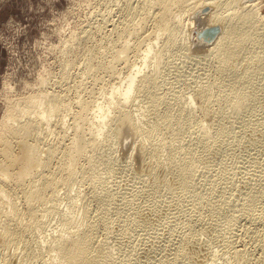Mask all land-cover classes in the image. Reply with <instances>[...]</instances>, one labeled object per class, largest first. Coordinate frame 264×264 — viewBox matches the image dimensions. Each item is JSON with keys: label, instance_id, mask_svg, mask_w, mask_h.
<instances>
[{"label": "bare ground", "instance_id": "bare-ground-1", "mask_svg": "<svg viewBox=\"0 0 264 264\" xmlns=\"http://www.w3.org/2000/svg\"><path fill=\"white\" fill-rule=\"evenodd\" d=\"M122 1L121 19L109 25L114 36L110 31L102 43L85 49L75 79L76 86L89 79L100 82V97H70L69 85H57L29 97L22 114L10 110L0 121V264H117L114 248L100 240L96 230L100 225L114 229L105 210L117 211L137 194L145 195L152 206H133L115 219L119 238L131 239L130 253L142 250L139 244L146 241L137 223L144 225L162 202L166 214L167 209L173 217L178 212L185 217L178 216L151 236L164 240L151 264H189L196 259L197 264H264V201H259L264 196V169L257 171L256 188L246 185L236 192L230 187L238 182L229 187L218 171L200 166L211 161L228 138L208 129L209 121L195 113L218 116L221 122V108L236 109L237 98L246 97L248 68L256 70L259 58L247 52L264 42V0ZM204 27L217 28L214 37L201 44L213 57L218 76L201 82L198 74H170L187 90L171 86L167 91L162 86L178 65L172 52L200 43L194 38ZM260 47L258 51H264V43ZM148 63L150 68L141 73ZM211 89L216 91L210 93ZM169 93L176 104H171ZM135 98L141 101L138 107ZM127 129L133 133L139 163L133 168L127 159L119 164L105 150ZM122 167L131 169L136 184L130 197L124 195L121 201L108 195L114 189L106 181L119 168L120 176ZM75 182L79 185L73 193L65 190L61 195L66 199L61 206L60 188ZM103 189L113 206L101 202L104 194L98 192ZM91 198L96 200L92 210ZM52 213L58 214L59 227L50 232L46 227ZM201 235L213 242L207 254ZM150 247L144 248L145 255Z\"/></svg>", "mask_w": 264, "mask_h": 264}, {"label": "rangeland", "instance_id": "rangeland-1", "mask_svg": "<svg viewBox=\"0 0 264 264\" xmlns=\"http://www.w3.org/2000/svg\"><path fill=\"white\" fill-rule=\"evenodd\" d=\"M120 1L121 4H119ZM122 5V0H0V121L10 110L16 114H22L27 107L26 105L29 97L50 88H58L57 85H69L67 93L70 97H74L73 95L76 93H81L82 95L92 93L100 97V82L96 83L89 79L85 80L83 84L76 86L75 79H78L79 74L77 73L82 69L85 49L90 45L99 44V41H103L106 35L109 36L112 33L113 35H111L114 36L115 32L110 27L111 24L117 23V21L121 19L118 15H122V10L120 9ZM117 10L121 11V13ZM104 17L106 19L105 21L108 23L103 21ZM99 21H102V23ZM99 24H103L101 25L103 30ZM105 26L107 27L104 28ZM198 39V36L195 34L194 40L198 41ZM201 43L204 44L205 42H197L196 44H191L189 49H186L184 46L172 52L171 55L176 64L178 62V67L176 66V70L172 69L173 71H170L166 78L167 80H165V85L163 84L164 86H162L164 89L167 86L166 90L168 91L171 86H175V88L178 86L177 88L180 92L185 91L184 89L187 90L182 84L183 81L182 83L176 80L174 81L175 77L170 75L174 73L178 78L191 76V74H198V79L201 80V82H206V77L211 79L213 76H218L214 71L215 64H213V57L204 53L206 51ZM262 43L259 42L248 49L247 54L250 55L255 53L259 55L258 68L256 70H252L253 67L248 68L249 73L246 77L245 87L247 95L244 98H237V101L240 103L237 104L238 106H236V109H232L229 106H226L224 109L221 108V122H218V116L204 117L203 111H195L200 118L203 117L206 121H209L208 129L219 132L220 135H224V137L228 138V141L221 145L219 150L212 155L211 161L205 163L200 162V166L205 165L209 167L212 172L218 171V173H220L219 178L221 177L220 179L223 180L224 183L227 181L226 183L228 186L231 182H238L235 185L231 183V187L229 186L235 189L233 191L236 192L247 189V186H251L252 188L254 186V188H256L258 186L257 182L259 181L257 179V171L261 167V171L264 169V164L261 163V161L264 162V51H258L262 49L260 47ZM199 44L201 46H199ZM159 45L160 42H158L155 47L158 48ZM250 56L252 57V55ZM137 58V61H139L140 58ZM150 63L155 65L153 59ZM149 66H151L149 63L143 65V69H145V67L147 68L142 70L141 73L148 70L150 68ZM169 77L171 78L168 79ZM203 79L205 80L203 81ZM170 80H173V83ZM180 83L181 86L179 87ZM181 87H184V89ZM175 88L172 87V89ZM214 91H216V89H211L210 93H214ZM171 96L172 94L168 97L169 100H171ZM137 98H135L137 101L134 100L135 106L141 102L140 100L138 101ZM172 100L173 103L171 104L174 105L175 99H173V96ZM133 139V133H131L129 129L123 130L120 137L113 138L111 144L105 146V150L107 152H112L119 164H122V161L127 159L128 162L130 161L132 168L134 166H139L133 148L135 146V141ZM128 158H130V160ZM124 168L122 167L123 171L121 170L122 175H118L120 173L119 168L116 172L111 174L112 179L109 176V179L106 181V184H110L109 189H114L112 194L107 192L108 195L111 198L120 197L121 201L124 195L130 197L131 189L136 184L131 169L125 168L124 170ZM253 173L255 175H253ZM114 174H117L119 177ZM113 177H115L116 180ZM247 177L250 183L258 181L251 185ZM198 178H203L202 173ZM243 178L248 182H245ZM243 181L246 184H242ZM76 183L79 185L78 182H75V184ZM75 184H72L73 187L65 186L67 188H60V200L63 198V201H60L61 206L66 200L64 199L65 197H61V195L65 196V190H69L68 192L70 193L72 190H76L78 185ZM103 191L107 190L103 189L98 192V194H101ZM107 193L104 192L102 193L104 195H99L101 197L104 196L101 198V202L107 203L108 207H110L111 205L113 206V203L109 202L111 199ZM261 195H264V193ZM263 197L264 196H261L260 202L264 201ZM146 198L147 197L145 195L143 196V194H137L132 201L125 203L124 207L119 208L117 211H113L112 208L106 209L104 217L113 220L115 224H113V226H115V228L112 226L114 229H106L104 226L100 225L98 230H96L97 237L107 242L112 249L114 248L113 250L118 258L117 264H151L152 261H154L152 258L161 253L164 244V240H154L151 239V236L159 230L164 231V229L174 223L173 221H175L178 216H180V220H183L185 217L184 213L179 212L173 217V215L168 213L167 209L166 214L161 202L160 208L158 206V209H153V212L151 211L149 213L148 217L150 218L144 225L137 223L138 226L136 227L146 241L142 245L141 243L139 244V247L142 246V250L139 248V250L135 251L136 253L133 252L134 254H132L130 253V249L132 248L131 239L120 237L122 238L120 240L119 238L120 234L118 229L120 225L116 226V214L120 211H122V215L128 214L132 210V207L137 205L150 206L151 200ZM94 199L95 198L89 199V201L91 200L89 203L91 210L95 207L96 200L94 201ZM79 211V208L76 209L78 215L81 214V211ZM57 215L56 213L48 215L47 231H55V229L59 227V216ZM51 217H53V219ZM55 221H57V223ZM52 222H55L56 225ZM54 225L55 227H53ZM49 226L51 227L49 228ZM179 226L180 225H178V227ZM204 239L205 237L202 236L201 241H205L203 245L206 249H204V251H206L205 254H207V251L214 247H212V241L208 240L207 242V240ZM206 243H208V245ZM149 244L151 246V251L145 255L143 250H145L144 248L149 246ZM209 246L211 247L209 248ZM196 260H193L195 264H197ZM193 261L189 264H194Z\"/></svg>", "mask_w": 264, "mask_h": 264}, {"label": "water", "instance_id": "water-1", "mask_svg": "<svg viewBox=\"0 0 264 264\" xmlns=\"http://www.w3.org/2000/svg\"><path fill=\"white\" fill-rule=\"evenodd\" d=\"M217 28L213 27H204L201 28L198 32V38L199 40L208 43L216 34Z\"/></svg>", "mask_w": 264, "mask_h": 264}]
</instances>
